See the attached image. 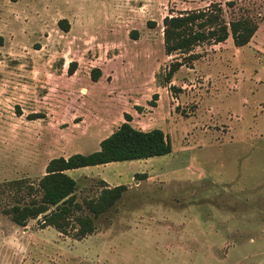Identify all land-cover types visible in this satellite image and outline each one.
<instances>
[{"label":"rangeland","instance_id":"374dc122","mask_svg":"<svg viewBox=\"0 0 264 264\" xmlns=\"http://www.w3.org/2000/svg\"><path fill=\"white\" fill-rule=\"evenodd\" d=\"M212 3L257 31L196 46L166 82L183 56L166 55L163 18ZM125 113L172 151L69 170L80 203L100 180L127 186L82 239L0 211V264H264V0H0V183L99 149Z\"/></svg>","mask_w":264,"mask_h":264},{"label":"trees","instance_id":"16d2710c","mask_svg":"<svg viewBox=\"0 0 264 264\" xmlns=\"http://www.w3.org/2000/svg\"><path fill=\"white\" fill-rule=\"evenodd\" d=\"M162 23L166 55L178 53L183 56L169 64L165 74L166 82H170L182 66L192 67L193 61L200 57L198 53H191L196 46L222 43L231 37L235 46L242 47L251 41L258 29L257 22L250 17H241L227 23L218 3H212L206 9L167 15ZM150 24L154 25L152 22ZM76 65V61L69 63V75L75 72ZM100 74L101 70L94 67L91 70L92 80L97 81ZM151 104L154 105V102ZM43 116V113H31L28 119ZM131 121V114L125 113L124 121L100 141L97 150L50 159L45 166V173L36 184L23 178L0 183V211L17 225L25 226L29 219H39L42 228L52 226L58 232L75 239L94 233V220L120 200L127 186H109L100 180L99 193L80 203L75 195L76 180L68 171L116 161L146 159L172 151L171 142L162 129H138Z\"/></svg>","mask_w":264,"mask_h":264}]
</instances>
